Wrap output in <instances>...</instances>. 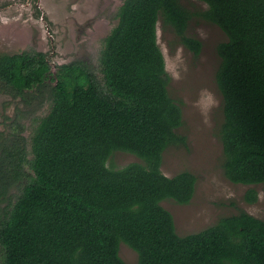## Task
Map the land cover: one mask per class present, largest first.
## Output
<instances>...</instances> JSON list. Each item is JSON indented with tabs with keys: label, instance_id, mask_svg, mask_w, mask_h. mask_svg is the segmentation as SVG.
<instances>
[{
	"label": "trees",
	"instance_id": "1",
	"mask_svg": "<svg viewBox=\"0 0 264 264\" xmlns=\"http://www.w3.org/2000/svg\"><path fill=\"white\" fill-rule=\"evenodd\" d=\"M203 1L202 15L227 36L215 72L223 172L264 182V0ZM116 16L99 54L101 79L79 59L53 70L45 51L0 53V84L12 96L50 101L28 138L20 122L0 131V264H127L120 242L138 264H264V219L239 210L179 234L161 203H187L196 177L160 168L164 149L186 138L156 22L197 53L200 41L185 33L190 11L179 0H123ZM114 150L143 162L108 166ZM256 197L253 187L244 193Z\"/></svg>",
	"mask_w": 264,
	"mask_h": 264
},
{
	"label": "rangeland",
	"instance_id": "2",
	"mask_svg": "<svg viewBox=\"0 0 264 264\" xmlns=\"http://www.w3.org/2000/svg\"><path fill=\"white\" fill-rule=\"evenodd\" d=\"M122 1L0 0V53L46 51L53 70L60 63L79 59L101 79L99 54L103 39L116 24V11ZM179 1L190 11L185 33L198 39L200 48L194 53L181 42L171 25L158 18L156 40L169 75L167 89L180 102L182 124L177 130L186 138L184 144H170L164 149L160 168L169 176L189 170L196 180L187 203L168 198L161 203L172 213L179 234L197 231L220 216L239 210L264 219V182H233L221 166L222 96L215 72L220 64L217 45L227 36L202 15L206 2ZM12 94L0 84V131L9 133L20 122L24 125L22 134L28 138L37 117L49 109L50 101L44 97L41 104H30ZM130 162L143 160L132 152L114 150L106 164L118 168ZM249 187L256 190L253 202L244 198ZM119 255L127 264H138L136 251L124 242L119 244Z\"/></svg>",
	"mask_w": 264,
	"mask_h": 264
},
{
	"label": "flooded vegetation",
	"instance_id": "3",
	"mask_svg": "<svg viewBox=\"0 0 264 264\" xmlns=\"http://www.w3.org/2000/svg\"><path fill=\"white\" fill-rule=\"evenodd\" d=\"M46 52V51H45Z\"/></svg>",
	"mask_w": 264,
	"mask_h": 264
}]
</instances>
